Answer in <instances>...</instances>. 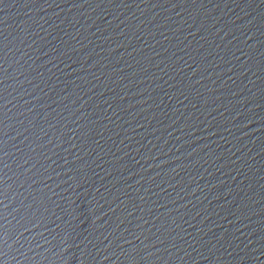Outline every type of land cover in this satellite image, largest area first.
I'll return each mask as SVG.
<instances>
[{
	"label": "water",
	"instance_id": "obj_1",
	"mask_svg": "<svg viewBox=\"0 0 264 264\" xmlns=\"http://www.w3.org/2000/svg\"><path fill=\"white\" fill-rule=\"evenodd\" d=\"M0 264H264V0H0Z\"/></svg>",
	"mask_w": 264,
	"mask_h": 264
}]
</instances>
